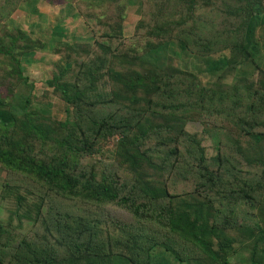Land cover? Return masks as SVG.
Masks as SVG:
<instances>
[{
  "label": "trees",
  "instance_id": "16d2710c",
  "mask_svg": "<svg viewBox=\"0 0 264 264\" xmlns=\"http://www.w3.org/2000/svg\"><path fill=\"white\" fill-rule=\"evenodd\" d=\"M68 1L88 29L91 7L97 17L122 8L120 0H83V9L82 0ZM164 1L171 13L148 30L139 51L121 49L118 24L92 43H49L63 62L47 82L64 105L63 118L34 110L29 97L13 110L21 59L46 45L17 28L0 39L8 61L0 64V80L8 79L0 91V167L37 189L22 194L6 182L2 188L13 219L36 229L9 241L0 227V264H172L157 259L158 246L175 264H232L233 256L234 264H264V68L256 62L264 0ZM211 9L233 21L223 38L181 27ZM182 56L196 63L177 65ZM247 65L249 75L241 70ZM213 117L225 127L207 157V132L189 125ZM111 139L117 172L102 161ZM185 167L192 187L172 191L165 175ZM240 201L257 210L258 220L241 224L234 236L232 209ZM104 206L127 212L133 224H113L112 236L88 210ZM153 226L169 236L165 243L150 233Z\"/></svg>",
  "mask_w": 264,
  "mask_h": 264
},
{
  "label": "rangeland",
  "instance_id": "374dc122",
  "mask_svg": "<svg viewBox=\"0 0 264 264\" xmlns=\"http://www.w3.org/2000/svg\"><path fill=\"white\" fill-rule=\"evenodd\" d=\"M164 3V0H130L128 3L126 0H120L119 4H121L120 6H122V8L119 9V7L115 5L105 15H99L98 17L96 15L98 9L91 7L89 9L91 14V25L90 29H88L83 21V19L86 18L79 17L74 4L68 0H0V16H2L0 20V39L6 40L7 37L4 33L14 34L13 28H17L29 34L30 38L37 41L40 40L46 45L41 50L39 49L27 53L23 59H21L23 79L15 87L13 92L11 101L13 110L16 106L21 107L20 105L23 101L29 97L34 110L40 109L43 110L41 112L47 115L63 118L64 105L47 86L48 80H50L54 74L55 65H63V62L59 60L57 55L51 53L49 43L53 39L56 41L60 39H67L68 41L76 39L82 43H92L94 38L99 39L101 32L109 31L112 25L118 24L121 27L120 39L123 43L121 49L139 51L142 49V42L148 30L156 25V23L161 22L164 16L171 13L169 9L162 6ZM81 8H85L83 0ZM33 9L35 10L34 13L31 11ZM175 18L178 19V16H175ZM98 19L101 20L99 21ZM232 22L233 21L229 19L227 15L224 16L221 12L211 9L202 11L197 21L183 23L181 27H185V32L190 30L194 33L200 32L201 35H205L207 39L212 40L215 35H217L219 39L223 38L225 32L230 30ZM5 29L8 31L4 32ZM58 31L60 32L58 33ZM186 57L182 56L181 59L177 61V65L183 66L186 63L190 68L193 67L196 61L191 56L188 58ZM5 59L7 58L0 55V64L8 63ZM256 62L260 68H264L263 45L259 47ZM4 67H6V65L2 66V68ZM252 69V65H247L241 70L242 73L249 75ZM1 77L2 72L0 71V78ZM232 80L233 79L230 78L227 81L231 82ZM0 81H2L0 83V91L5 92L7 83L5 84L4 82H8V79H6V81ZM221 125L225 127V125L219 123L214 117L212 120L205 119L201 126L189 125L191 131L200 132L202 130L207 132V157H211V155L216 153L215 149H217L222 138V133L224 132ZM114 146L115 140H109L106 144L107 149L104 150L105 153L103 157L105 160H102L106 162L105 166L111 172L119 171L118 169H114L111 165ZM237 158L241 160L240 157ZM231 162L233 166H238L237 160L234 157H231ZM242 168L245 171L249 169L244 166H242ZM248 171L252 172L251 170ZM182 175L188 177L189 180L182 178ZM190 177L187 167H185L184 170L181 169L177 174L165 175L169 188L175 192L187 191L191 188L192 181ZM5 182L11 184L12 187L17 186L22 194L27 191L37 192L36 186L32 185L29 180L24 179L18 174L6 172L0 167V195ZM214 200L216 201L217 199ZM223 203H225V200H223ZM215 204H218L217 201ZM9 206L11 205L7 204L3 199H0V227L4 229L5 232H8L10 236L8 240L16 241L17 239L30 238L32 232H35L36 226L34 227L27 222H21L20 224L16 219H13V213L11 209H9ZM68 206L78 208L80 204L70 203ZM88 210H90L91 216H96L104 221L106 230L112 236L118 234L116 230L113 231V224L121 227L133 224L130 215L116 206H104L101 209L88 208ZM257 220V210L252 207V205L240 201L232 209L231 224L234 229L231 230V233L237 236L235 228L241 224L242 226H252ZM150 233L155 234L156 240H158L157 242L165 243L169 238L168 235V238L164 236L162 234L163 231L157 226H153ZM171 246H173V249H177L182 253L183 250L180 246L176 247L173 243H171ZM154 253L157 259L164 256L170 263L175 264L173 259L164 253V247L158 246ZM230 261L234 264L237 261L236 256L230 257Z\"/></svg>",
  "mask_w": 264,
  "mask_h": 264
}]
</instances>
